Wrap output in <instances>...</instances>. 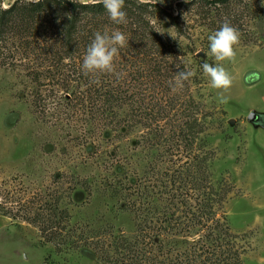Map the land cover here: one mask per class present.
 Segmentation results:
<instances>
[{
	"label": "trees",
	"instance_id": "obj_1",
	"mask_svg": "<svg viewBox=\"0 0 264 264\" xmlns=\"http://www.w3.org/2000/svg\"><path fill=\"white\" fill-rule=\"evenodd\" d=\"M180 6L208 21L203 26L212 32L228 23L244 35L249 22L262 23L264 16L258 2L246 0H194ZM124 9L127 23L117 25L99 0H13L6 7L0 0V66H24L35 105L46 75L67 107L143 130L147 150L160 159L147 172L149 182L134 189L113 181L105 188L111 198L123 195V210L135 216L133 236L116 234L109 223L74 220L77 187L92 194L87 182L55 179L59 191L34 195L16 211L0 206V214L36 228L40 245H52L58 256L86 248L102 264H245L243 237L232 233L224 210L234 182L229 175L215 180L212 172L216 152L208 137L222 129L224 113L208 108L197 91L204 84L203 62L192 52L189 64L181 15L141 0H125ZM160 20L172 34L157 27ZM115 30L128 39L117 54L126 59L123 68L117 76L115 70L86 75L81 63L94 33ZM250 43L258 44L252 36L244 45ZM185 68L193 77L173 90Z\"/></svg>",
	"mask_w": 264,
	"mask_h": 264
},
{
	"label": "rangeland",
	"instance_id": "obj_2",
	"mask_svg": "<svg viewBox=\"0 0 264 264\" xmlns=\"http://www.w3.org/2000/svg\"><path fill=\"white\" fill-rule=\"evenodd\" d=\"M12 1L1 3L6 7ZM141 1L158 3L173 16L181 15L182 30L189 37V64L192 52L202 62L216 63L210 53L205 55L208 36L215 31L203 26L208 21L180 6L194 0ZM246 2H258L264 13L262 0ZM262 20L248 23L234 60L222 62L233 80L224 93L227 102H219L218 90L209 86L204 75V84L197 87L208 108L224 113L220 116L222 129L211 130L208 137L216 152L212 172L215 180L229 175L234 182V193L224 210L232 233L243 237L240 244L246 249L245 264H264V16ZM155 23L162 26L163 33L172 34L166 22ZM250 36L256 38L257 45H244ZM119 56L114 61L116 76L126 60ZM23 68L0 66V206L16 211L34 195L59 191L55 179L87 182L92 194L77 187L79 206L72 210L74 220L109 223L116 234L132 237L135 216L123 210L122 194L111 198L105 188L113 181L134 189L149 182L147 172L150 166L159 165L160 159L147 150L143 130L129 121L111 123L90 110L84 113L67 107L63 94L56 87L51 91L56 82L46 75L40 81L45 91L35 105ZM251 113L257 115V121L247 119ZM39 240L36 228L0 214V264H102L86 248L58 256L52 245L41 246Z\"/></svg>",
	"mask_w": 264,
	"mask_h": 264
},
{
	"label": "clouds",
	"instance_id": "obj_3",
	"mask_svg": "<svg viewBox=\"0 0 264 264\" xmlns=\"http://www.w3.org/2000/svg\"><path fill=\"white\" fill-rule=\"evenodd\" d=\"M99 2L114 24L127 23V12L124 9L125 0H99ZM239 40L238 30L228 23L222 24L213 34L208 36V52L205 55L210 53L216 63L203 62L200 67L208 79L209 86L218 90L217 98L220 103L227 102L228 98L224 93L233 83L232 76L222 62L234 60ZM127 44L128 39L122 31L115 30L111 33L97 31L86 48L81 63L82 71L90 76H95L98 73H112L118 52ZM193 75L194 72L187 68L179 71L172 85L173 90L182 88L184 82Z\"/></svg>",
	"mask_w": 264,
	"mask_h": 264
},
{
	"label": "water",
	"instance_id": "obj_4",
	"mask_svg": "<svg viewBox=\"0 0 264 264\" xmlns=\"http://www.w3.org/2000/svg\"><path fill=\"white\" fill-rule=\"evenodd\" d=\"M247 119L249 121H257L258 120V117H257V115L251 113V114L248 115Z\"/></svg>",
	"mask_w": 264,
	"mask_h": 264
}]
</instances>
